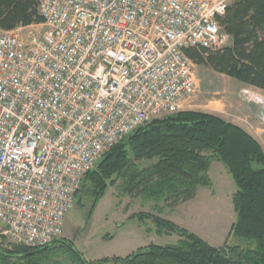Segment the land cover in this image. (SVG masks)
<instances>
[{"label": "built area", "instance_id": "built-area-1", "mask_svg": "<svg viewBox=\"0 0 264 264\" xmlns=\"http://www.w3.org/2000/svg\"><path fill=\"white\" fill-rule=\"evenodd\" d=\"M35 1L41 24L0 30V237L29 249L60 238L104 154L182 109L185 50L228 46L233 0Z\"/></svg>", "mask_w": 264, "mask_h": 264}, {"label": "trees", "instance_id": "trees-1", "mask_svg": "<svg viewBox=\"0 0 264 264\" xmlns=\"http://www.w3.org/2000/svg\"><path fill=\"white\" fill-rule=\"evenodd\" d=\"M42 22L35 0H0L1 31ZM218 23L229 36L228 46L187 49L185 55L197 66L264 92V0H233ZM214 160L236 186L230 231L243 247L214 248L153 217L157 232L178 234L175 245H149L124 258L87 262L70 242L55 241L39 249L0 244V264H264V152L245 131L216 116L179 112L153 120L104 154L85 180L94 187V205L108 187L117 186L129 198L172 210L211 185L208 171ZM143 162L149 164L141 167Z\"/></svg>", "mask_w": 264, "mask_h": 264}, {"label": "rangeland", "instance_id": "rangeland-1", "mask_svg": "<svg viewBox=\"0 0 264 264\" xmlns=\"http://www.w3.org/2000/svg\"><path fill=\"white\" fill-rule=\"evenodd\" d=\"M194 74L195 92L179 112L216 116L241 128L264 152V92L195 64ZM148 164L143 162L141 167ZM208 176V188H199L195 199L172 210L141 198H129L117 186L108 187L94 205V187L85 180L57 241L70 242L87 262L124 258L149 245H175L180 240L177 233L157 232L152 218L159 217L198 236L211 247H243L230 231L235 222L232 196L236 186L216 160L211 162ZM137 215L143 218H131ZM0 244L11 246L2 237Z\"/></svg>", "mask_w": 264, "mask_h": 264}, {"label": "crops", "instance_id": "crops-1", "mask_svg": "<svg viewBox=\"0 0 264 264\" xmlns=\"http://www.w3.org/2000/svg\"><path fill=\"white\" fill-rule=\"evenodd\" d=\"M229 44H230V41H229ZM66 220V219H65Z\"/></svg>", "mask_w": 264, "mask_h": 264}]
</instances>
